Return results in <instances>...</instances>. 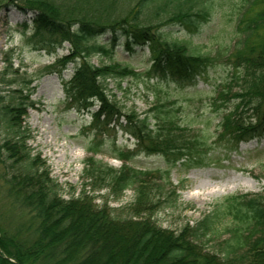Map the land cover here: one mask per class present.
<instances>
[{
    "label": "trees",
    "instance_id": "trees-1",
    "mask_svg": "<svg viewBox=\"0 0 264 264\" xmlns=\"http://www.w3.org/2000/svg\"><path fill=\"white\" fill-rule=\"evenodd\" d=\"M20 1L22 9L34 12L32 25L22 24L31 49L53 51L68 44V52L38 75L61 74L73 64L64 99L69 107L90 112L87 129L96 140L84 160L87 184L116 197L130 189L134 197L113 211L105 201L94 202L85 188L76 196H60L45 160L27 143L25 120L35 103L32 81L9 66L0 72V84L7 86L0 88V178L31 220L11 228L0 225V264H264L262 192L228 196L201 219L175 230L155 218L158 205L178 198L171 167L201 166L206 155L196 138L186 137L177 101L168 92L160 95L158 86L184 88L226 52L231 71L218 92L221 102L213 100L219 112L216 134L235 145L264 135V0H242L233 43L218 47L214 56L167 38L171 25L195 32L209 19L212 0ZM120 45L130 53L147 45L149 65L140 70L115 61ZM93 56L103 60L94 64ZM127 77L141 79L156 98L142 116L123 110L105 92L106 79ZM114 128L134 143L132 149L113 144V157L122 162L117 168L94 155L102 136ZM139 154L163 156L165 169L130 165ZM207 240L215 241L212 247Z\"/></svg>",
    "mask_w": 264,
    "mask_h": 264
},
{
    "label": "rangeland",
    "instance_id": "rangeland-1",
    "mask_svg": "<svg viewBox=\"0 0 264 264\" xmlns=\"http://www.w3.org/2000/svg\"><path fill=\"white\" fill-rule=\"evenodd\" d=\"M212 2L209 19L195 32L171 25L167 26V38L184 42L190 50L211 56L216 54L218 47H230L242 0ZM21 5L20 0H0V72L11 66L19 75L25 74L32 81L30 85L34 89L31 98L35 103L27 110L25 121L30 128L27 143L32 153H40L45 160L61 197L76 196L85 188L94 196V202L100 204L105 201L113 211H118L133 199V191L125 190L116 197L105 188L93 190L84 175V160L91 155L87 147L93 146L96 140L93 139L92 129H87L91 121L90 112L69 107L64 99V82L71 77L73 64L69 63L61 74L38 75L46 65L68 52V44L63 43L53 51L31 49L26 44L22 24L25 21L31 26L34 12L27 10L28 13ZM224 53L216 56L214 64L193 77L186 87L180 88L176 84L158 86L160 95L168 92L171 100L177 101L176 115L182 125L187 126L186 137L196 138L206 150L201 166L171 167L170 181L172 186L178 187V198L156 207L155 218L163 227L175 230L186 222L193 224L228 196L264 193V135L239 141L235 145L232 141L219 139L216 134L219 131L216 127L219 112L214 110L213 100L221 102L218 92L225 88L222 86L228 81L231 71ZM149 56L147 45L135 46L131 53L120 45L114 59L141 70L149 65ZM102 60L99 56L91 57L94 64ZM104 85L107 95L114 98L123 110H133L140 116L156 100L153 92L139 78L127 77L121 81L108 78ZM6 87L0 84L1 89ZM94 109L95 106H92L91 110ZM102 137V146L97 148L95 157L114 168L119 167L122 162L113 157V144L130 149L134 148V144L127 134L117 128L109 129ZM129 164L141 169L166 167L165 158L156 154H139ZM30 220L28 211L15 205L7 195L6 186L0 178V225L11 228ZM207 241L211 247L215 243L214 240Z\"/></svg>",
    "mask_w": 264,
    "mask_h": 264
}]
</instances>
